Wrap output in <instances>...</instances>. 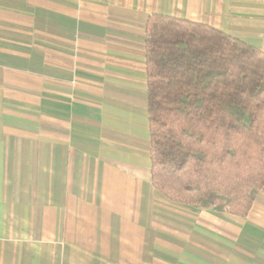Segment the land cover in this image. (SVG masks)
Returning a JSON list of instances; mask_svg holds the SVG:
<instances>
[{"label": "crops", "instance_id": "crops-1", "mask_svg": "<svg viewBox=\"0 0 264 264\" xmlns=\"http://www.w3.org/2000/svg\"><path fill=\"white\" fill-rule=\"evenodd\" d=\"M264 52V0H0V264H264L246 217L153 186L146 26Z\"/></svg>", "mask_w": 264, "mask_h": 264}, {"label": "trees", "instance_id": "trees-1", "mask_svg": "<svg viewBox=\"0 0 264 264\" xmlns=\"http://www.w3.org/2000/svg\"><path fill=\"white\" fill-rule=\"evenodd\" d=\"M146 35L153 186L246 217L264 188V52L161 15Z\"/></svg>", "mask_w": 264, "mask_h": 264}]
</instances>
